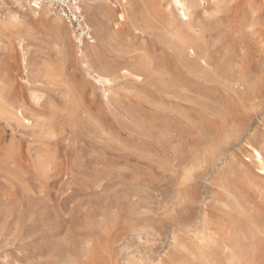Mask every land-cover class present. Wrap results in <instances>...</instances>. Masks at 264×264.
Listing matches in <instances>:
<instances>
[{"label":"rangeland","instance_id":"obj_1","mask_svg":"<svg viewBox=\"0 0 264 264\" xmlns=\"http://www.w3.org/2000/svg\"><path fill=\"white\" fill-rule=\"evenodd\" d=\"M124 2L0 20V264H264V0Z\"/></svg>","mask_w":264,"mask_h":264},{"label":"bare ground","instance_id":"obj_2","mask_svg":"<svg viewBox=\"0 0 264 264\" xmlns=\"http://www.w3.org/2000/svg\"><path fill=\"white\" fill-rule=\"evenodd\" d=\"M108 1V0H106ZM123 2V0H122ZM126 2V0H125ZM124 2V3H125ZM174 2L176 4H178L179 6L181 5L182 9H183V15H186L187 13H185V0H174ZM189 2V1H188ZM102 3V2H101ZM112 3V2H110ZM43 4L47 5L49 7L48 4L46 3H43L41 0H15L14 2H11V4L9 3V0H0V20H3L6 22V25L10 26L9 28L11 29V27L13 28H16V27H24L25 30H26V33L28 35H31L32 34V22L35 21L39 16H43L45 18H47L48 14H53L51 12V10L47 7V6H43ZM123 4V3H122ZM187 5V4H186ZM111 6V5H110ZM80 7L82 10H84V12H88L90 14V16L92 17V21H93V26L97 27L100 25V21L102 20V18L104 17H107L108 15H110L109 13H106V9L109 11V6L106 4H101V5H98L96 3V0H80ZM113 7V6H112ZM14 8H18V10H14ZM189 8V7H188ZM20 10H23L24 12L21 14L18 13V11ZM113 10V8H112ZM111 10V11H112ZM110 11V12H111ZM54 16L49 19L50 23L54 26L55 28V32L57 35L59 34H65L67 35V31L64 27H63V22H62V19L56 15V14H53ZM84 16V15H83ZM188 16V15H187ZM87 17V16H86ZM117 17L120 19V20H123L124 19V13H118L117 14ZM111 18H112V15H111ZM109 19V18H108ZM83 25L85 28H87L88 30H91V26H90V21L87 19H85V17H83ZM105 20V19H104ZM108 21V20H107ZM105 22V21H104ZM4 23V22H3ZM44 24V23H43ZM7 26V27H8ZM52 26V27H53ZM5 27V26H4ZM3 27H1V30H2ZM53 28V29H54ZM101 30V29H100ZM14 31V30H13ZM11 31V32H13ZM51 32L53 30H50ZM98 31V30H97ZM2 32V31H1ZM6 32V31H5ZM8 32V31H7ZM20 32V31H19ZM19 32L16 33L19 34ZM114 32V31H113ZM49 33V32H48ZM53 33V32H52ZM112 33V31H111ZM110 32H108L106 35H105V38L108 39L110 38L113 34H111ZM1 35V34H0ZM37 35V34H36ZM54 35V34H53ZM21 36V35H20ZM19 36V37H20ZM91 38H93L92 36H89ZM102 37V36H101ZM22 38V37H21ZM19 39V40H22V39ZM78 41L81 42V44H79V50H80V60L84 63V64H89V61L92 60V59H98L100 58L99 57V47H98V43L99 41H95V39H91L89 41H86L84 42L85 40H82L80 37L77 38ZM99 39V38H98ZM97 39V40H98ZM101 39V38H100ZM20 43V42H19ZM33 43V42H32ZM100 44V42H99ZM184 45V44H183ZM122 46V45H121ZM183 47V46H182ZM117 48V47H116ZM67 49V48H66ZM21 50L24 51L25 50V47H21ZM187 50V49H186ZM191 51V50H190ZM117 52V51H116ZM23 61L26 63L27 62V58L25 56V53L26 52H23ZM42 53V52H41ZM142 58V57H141ZM138 59V58H137ZM100 65V64H99ZM50 68V67H49ZM27 69V68H26ZM92 73H93V77L94 79H96V81H100L101 82H109V78L107 76H104L103 74H101L98 70L94 69L92 70ZM53 78V77H52ZM53 81V80H52ZM252 85V84H251ZM22 104V103H21ZM226 147V146H225ZM252 150L253 152L255 153L254 156V160L260 165V168L263 170L264 169V163H263V155L261 154V152L257 149V148H254L252 147ZM249 152V151H248ZM253 153V154H254ZM250 154V153H249ZM246 158V157H245ZM251 160V159H250ZM253 162V161H252ZM254 164V163H253ZM254 168V167H253ZM258 171V170H257ZM206 229V228H205ZM200 238V237H199ZM233 238V237H232ZM235 239V238H234ZM238 239V238H237ZM217 240H219L217 238ZM222 240V239H220ZM227 240V239H226ZM225 241V239H224ZM232 241V240H231ZM208 242V241H207ZM223 242V240H222ZM226 242V241H225ZM228 242H229V239H228ZM227 242V243H228ZM214 244V243H213ZM216 245L218 244L217 242L215 243ZM214 244V245H215ZM224 244V243H223ZM233 244H235L233 242ZM207 245V244H206ZM219 245V244H218ZM217 245V246H218ZM203 246V245H202ZM209 246H211V248L213 247L212 244H210ZM216 246V247H217ZM222 246V245H221ZM232 246V245H231ZM235 246V245H234ZM207 247V246H206ZM226 247V246H225ZM233 247V246H232ZM232 247H228L230 248V250H232L231 248ZM202 249V247H200ZM199 248V249H200ZM210 248V247H209ZM210 248V249H211ZM214 248V247H213ZM234 248V247H233ZM217 249V248H216ZM218 249H219V246H218ZM236 249V248H235ZM239 249V248H238ZM203 250V249H202ZM215 250V248H214ZM222 249H220V252H221ZM209 251V250H208ZM217 250H215L216 252ZM237 252V249L235 250ZM240 251V250H239ZM224 252V251H222ZM234 252V250H233ZM241 252V251H240ZM203 253H207L204 252ZM225 253V252H224ZM207 254H210L211 255V252L207 253ZM214 255H216L217 253H213ZM213 254L211 255L213 257ZM221 254V253H220ZM227 255V251L225 253ZM235 256V255H234ZM201 257V256H200ZM223 257V256H222ZM231 258V255L229 256ZM179 258V257H178ZM210 258V257H209ZM208 259V258H207ZM178 260V259H177ZM202 260H204L202 258ZM210 260V259H209ZM213 260V259H212ZM208 261V260H207ZM207 261H205L204 263H206ZM211 262V261H210ZM172 263V262H171ZM175 263V262H174ZM212 263V262H211ZM170 264V263H168ZM195 264V263H194ZM207 264V263H206ZM218 264V263H217ZM236 264V263H235Z\"/></svg>","mask_w":264,"mask_h":264},{"label":"built area","instance_id":"obj_3","mask_svg":"<svg viewBox=\"0 0 264 264\" xmlns=\"http://www.w3.org/2000/svg\"><path fill=\"white\" fill-rule=\"evenodd\" d=\"M14 2L15 0H10ZM49 5L51 12L58 15L71 29L75 42L79 45L78 37L89 41L93 38L90 30L83 25V10L80 7V0H41Z\"/></svg>","mask_w":264,"mask_h":264}]
</instances>
